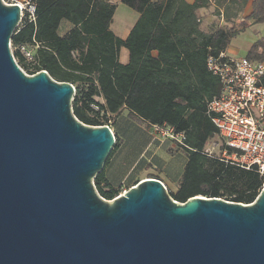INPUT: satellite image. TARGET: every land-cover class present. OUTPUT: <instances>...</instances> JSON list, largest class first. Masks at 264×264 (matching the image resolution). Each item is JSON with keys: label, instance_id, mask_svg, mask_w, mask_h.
<instances>
[{"label": "water", "instance_id": "water-1", "mask_svg": "<svg viewBox=\"0 0 264 264\" xmlns=\"http://www.w3.org/2000/svg\"><path fill=\"white\" fill-rule=\"evenodd\" d=\"M19 20L0 1V264H264V188L252 204L179 203L146 178L100 197L114 135L72 115L71 84L19 69Z\"/></svg>", "mask_w": 264, "mask_h": 264}, {"label": "trees", "instance_id": "trees-1", "mask_svg": "<svg viewBox=\"0 0 264 264\" xmlns=\"http://www.w3.org/2000/svg\"><path fill=\"white\" fill-rule=\"evenodd\" d=\"M31 1L35 21H21L15 28L10 38L13 57L29 69L14 48L36 43V64L27 73L45 71L53 80L71 84V112L79 122L105 125L121 109H127L147 126L165 123L185 136V146L177 147L184 151L187 161L177 189L167 191L174 201L184 203L202 196L242 204L254 202L263 188L264 176L204 153L205 144L216 133L206 105L220 91V82L206 61L224 53L230 40L245 29L246 21L264 22V0H252L250 14L238 27L232 19L247 0H195L191 4L185 0H119L138 14L125 39L109 30L116 9L110 0ZM209 3L224 25L203 32L198 10ZM63 20L71 27L59 36L57 29ZM121 48L128 53L126 64L118 61ZM261 48L262 40H256L245 57L264 60ZM153 51L156 57L151 55ZM100 116L106 120L104 124L99 122ZM93 185L105 200L120 191L108 183L103 170L94 177Z\"/></svg>", "mask_w": 264, "mask_h": 264}, {"label": "built area", "instance_id": "built-area-1", "mask_svg": "<svg viewBox=\"0 0 264 264\" xmlns=\"http://www.w3.org/2000/svg\"><path fill=\"white\" fill-rule=\"evenodd\" d=\"M0 1L4 5L19 7V23L35 21V4L31 0ZM37 47L35 43L14 48L25 62L31 64L30 70L36 64L34 54ZM13 60L23 73L34 74H28L14 57ZM206 65L218 78L220 91L206 105L207 116L216 133L205 144L204 153L224 164L254 170L259 176H264V60L250 61L245 56L229 57L220 53L217 57L209 56ZM91 108L97 109L94 105ZM105 125L112 132L109 121ZM148 127L153 140L185 146L184 134L176 132L173 127L165 123Z\"/></svg>", "mask_w": 264, "mask_h": 264}, {"label": "crops", "instance_id": "crops-1", "mask_svg": "<svg viewBox=\"0 0 264 264\" xmlns=\"http://www.w3.org/2000/svg\"><path fill=\"white\" fill-rule=\"evenodd\" d=\"M191 4L195 0H185ZM111 2V0H110ZM113 3V2H112ZM215 7L212 3H209L206 7L198 10V22L199 29L203 32H208L213 27V20L210 16L214 15ZM252 10V0H247L240 8L236 19H232L233 25L238 27L236 24L244 22V19L250 14ZM210 12L211 15H206ZM217 17V16H216ZM138 18V15H137ZM136 18V20H137ZM219 18V17H217ZM134 21V23L136 22ZM217 27L224 25L221 19H217ZM113 17L109 25V30L114 36L125 39L130 29H128L125 37H119L115 32L111 30ZM209 24V25H208ZM246 27L253 24L251 20L245 22ZM71 27V26H70ZM70 27L68 29H70ZM245 27V28H246ZM67 29V31H68ZM240 33V32H239ZM237 33L236 36L239 34ZM233 37L232 40H234ZM251 46V45H250ZM250 48V47H249ZM248 48V49H249ZM122 49V48H121ZM119 50V54L121 52ZM229 45L225 50V55L229 57H237L236 55H230L228 52ZM248 51V50H247ZM246 51V52H247ZM233 54L235 52L231 51ZM118 54V61H120ZM153 57H156V52H151ZM127 59L122 64H126ZM121 120V124L118 121ZM109 124L114 135V139L117 140V147L111 155V157L105 162L103 168V175L108 183L115 189L119 190V193L126 191L131 186L135 185L146 178L158 179L166 189L174 192L177 189V183L181 177L183 167L187 161L184 151L177 147L170 141H156L153 140L149 127L145 122L140 121L137 118L132 117L127 109H121L116 116L109 119ZM144 124V125H142ZM123 150L122 156H116L117 151ZM167 161H170L169 169ZM170 168L174 172H170ZM153 169L158 170V173H154Z\"/></svg>", "mask_w": 264, "mask_h": 264}, {"label": "rangeland", "instance_id": "rangeland-1", "mask_svg": "<svg viewBox=\"0 0 264 264\" xmlns=\"http://www.w3.org/2000/svg\"><path fill=\"white\" fill-rule=\"evenodd\" d=\"M111 2H113L116 5V9L113 15V22L111 25V30L113 32H115L119 37H125L128 29L132 26V24L134 23V21L137 18V12H135L134 10L130 9L129 7H127L126 5L122 4L119 0H111ZM206 15H211L210 12L208 11V13ZM211 20H213V27H217V18L216 16H210ZM22 23H19L17 25V27L21 26ZM209 25V24H208ZM239 25V24H236ZM246 25V24H245ZM70 23H68L67 21H62L59 24V27L57 29V34L59 36L63 35L67 29L70 27ZM237 27V26H236ZM262 40V48L261 51L263 50L264 52V22L262 23H254L251 24L249 26H247L243 31H241L237 36H235L234 40L231 41V43L229 44V53L230 55H236L237 57H242L246 55V51L248 50V48L250 47V45H252L256 40ZM11 50H13V48H11ZM231 51L235 52V54H233ZM119 58L120 61H126L127 59V50L122 48L121 52L119 54ZM122 62V63H123ZM21 65V67L25 70V72H30V65L28 62H23V64H25L29 69H25V67L19 63ZM98 101H100V99H97ZM105 119L103 116L99 117V122L100 123H105ZM121 120L118 121V124H121ZM144 125V124H142ZM145 126V125H144ZM115 151V148L112 150V152L110 153L108 159L111 157V155L113 154V152ZM122 156L123 158V150L121 151H117L116 156ZM168 169L170 165V161H167ZM154 173H158V170L153 169ZM170 172L172 173V177L174 176V172L172 171V169L170 168ZM169 192H172L171 189L168 190Z\"/></svg>", "mask_w": 264, "mask_h": 264}, {"label": "clouds", "instance_id": "clouds-1", "mask_svg": "<svg viewBox=\"0 0 264 264\" xmlns=\"http://www.w3.org/2000/svg\"><path fill=\"white\" fill-rule=\"evenodd\" d=\"M252 204V203H251Z\"/></svg>", "mask_w": 264, "mask_h": 264}]
</instances>
